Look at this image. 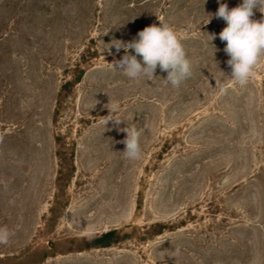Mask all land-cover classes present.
<instances>
[{
    "label": "rangeland",
    "instance_id": "374dc122",
    "mask_svg": "<svg viewBox=\"0 0 264 264\" xmlns=\"http://www.w3.org/2000/svg\"><path fill=\"white\" fill-rule=\"evenodd\" d=\"M218 8L0 0V227L13 233L0 264H264V60L244 87L222 72L226 22L207 23ZM158 17L193 64L179 89L129 80L111 64L123 49L101 53ZM109 98L142 132L138 161L101 122Z\"/></svg>",
    "mask_w": 264,
    "mask_h": 264
},
{
    "label": "clouds",
    "instance_id": "9594fccd",
    "mask_svg": "<svg viewBox=\"0 0 264 264\" xmlns=\"http://www.w3.org/2000/svg\"><path fill=\"white\" fill-rule=\"evenodd\" d=\"M218 3V10L215 13H208L207 23L213 17L226 22V27L219 33V39L225 42L223 51L229 57L226 64L231 71L230 74L221 71L237 85L244 87L253 77L255 68L261 60H264V0H242L234 8H229L228 4L222 0H218ZM256 11L262 14L259 20L253 19ZM158 20L159 26L152 24L145 27L131 41L113 39L111 43L106 44L101 53L108 51L111 54L113 47L117 53L123 49L124 55L111 64L129 80L143 78L147 82L160 77L164 85L179 89L192 77L193 64L175 30L161 18L158 17ZM209 37L210 42L216 39L215 34H209ZM217 50L215 47V52ZM157 68L167 73L166 77L157 76ZM217 86L221 93L227 91L223 84ZM104 108L108 109L109 113L102 117L101 122L104 127L107 129L106 126L112 122L119 131L126 133L125 139L120 141L125 145L124 150L121 151L123 157L130 161L141 159V130L135 126H129L127 121L119 115L118 102L109 98ZM121 123H126L127 126L119 128ZM12 235L13 233L7 227H0V244H8ZM179 252L180 250L176 249V255H179Z\"/></svg>",
    "mask_w": 264,
    "mask_h": 264
},
{
    "label": "trees",
    "instance_id": "16d2710c",
    "mask_svg": "<svg viewBox=\"0 0 264 264\" xmlns=\"http://www.w3.org/2000/svg\"><path fill=\"white\" fill-rule=\"evenodd\" d=\"M112 236H113V231H109V232L104 233L101 237L97 238L94 241L93 246L108 247L110 245V243L112 242L111 241Z\"/></svg>",
    "mask_w": 264,
    "mask_h": 264
}]
</instances>
